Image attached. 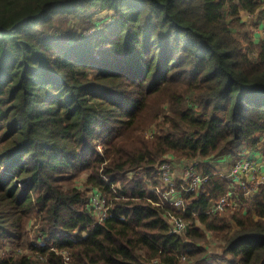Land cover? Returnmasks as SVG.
Instances as JSON below:
<instances>
[{
	"label": "trees",
	"instance_id": "obj_1",
	"mask_svg": "<svg viewBox=\"0 0 264 264\" xmlns=\"http://www.w3.org/2000/svg\"><path fill=\"white\" fill-rule=\"evenodd\" d=\"M105 11L112 23L73 44L42 30ZM261 22L264 0H0V264H202L209 234L224 264H264V186L252 211L205 214L229 189L213 162L264 147ZM168 156L206 178L186 212L149 189Z\"/></svg>",
	"mask_w": 264,
	"mask_h": 264
},
{
	"label": "built area",
	"instance_id": "obj_2",
	"mask_svg": "<svg viewBox=\"0 0 264 264\" xmlns=\"http://www.w3.org/2000/svg\"><path fill=\"white\" fill-rule=\"evenodd\" d=\"M247 15V14H246ZM251 18L250 16H247ZM247 19V18H246ZM154 132V131H153ZM101 152V147H97ZM251 156H244L231 161V166L223 173V179L229 182L230 187L226 194H223L219 199L211 200L205 214L209 217H216V215L224 212L227 208L236 207L238 200L247 201L248 197L255 198V192L260 187L264 186V162L250 158ZM198 163L193 164L186 162L175 161L171 156H168L163 161L159 168V186H150L151 192H154L158 204L162 207L173 208L178 212H186L188 193L197 192L206 178L197 172ZM221 174V173H219ZM233 184V185H232ZM254 186V188H249ZM90 206L92 208L93 216L98 223L103 222L109 216L108 208L102 194L95 189L88 193ZM167 209V208H166ZM225 210V211H226ZM164 218L169 226V232L172 235L183 237L188 228V222L181 216L174 212L166 211ZM43 232L39 235H42ZM40 236H35L37 245L41 243ZM13 250L0 252V256L8 255ZM64 259L68 261V255L64 254ZM182 260L185 256L181 257ZM152 264H159L153 262Z\"/></svg>",
	"mask_w": 264,
	"mask_h": 264
},
{
	"label": "rangeland",
	"instance_id": "obj_3",
	"mask_svg": "<svg viewBox=\"0 0 264 264\" xmlns=\"http://www.w3.org/2000/svg\"><path fill=\"white\" fill-rule=\"evenodd\" d=\"M112 17H113L112 13L105 11V12H102V13L94 16L91 22H82L81 23L80 19H76V18L73 19L72 17H70L69 15H66V14H57L52 18L50 26L48 25V26L42 28V30L45 31L46 34L48 33L51 35H56L63 43L73 44V43H75V41L79 37H81V35L93 34L99 28H101L103 26H107L110 23H112ZM242 19H243V21L248 20L249 23L255 20L254 17L248 18L246 14L242 15ZM249 28L251 29L253 36L256 35V37L254 36V38H256V39H258L260 37V35L261 36L264 35V23L263 22H261V24L257 28H255L253 26H251ZM258 34H259V36H257ZM153 131H154V128H151L145 132V135L147 137H151V133ZM232 154L234 156V160H236L237 158L249 156V155L251 156L250 158L254 159V156H253V154H250L249 149H242L239 152L234 151ZM230 166H231V163L228 165V167H230ZM224 172H225V170H219V171H217L216 175L219 176L220 178H223ZM219 173H221V174H219ZM135 175L136 174H130L129 177L132 178ZM82 178H84V177H82ZM229 187H230V184H229ZM249 188L252 189V188H254V186H249ZM258 192L259 191L257 189V191L255 192V195H257ZM236 205H237L236 207L227 208V210L225 209L226 211L224 210V212L216 215V217L228 218L227 214H228V212H232V210L247 209L248 211H250V210L252 211L253 207H254L253 198L251 196H249L247 201L240 199V200H238V203ZM229 209H231V210H229ZM247 210H244V211H247ZM31 218L32 219H30L29 222H27V224H26L27 225L26 229H27V233L29 234V237H31V240L35 241V236H40V238H41V236L43 235V234L39 235L43 228L41 227V225L37 219V216H33ZM209 218H212V217H209ZM209 241H210V245H208V248H207L208 254L206 255L205 259L203 260L204 262H202V264H218L217 261H220V259H221L220 253L222 252L219 249L220 248L219 242L216 240L214 235H211V234H209ZM10 249H11V247L7 245L4 247V249H2V251L6 252ZM2 251H0V252H2ZM220 264H224V263H222L220 261Z\"/></svg>",
	"mask_w": 264,
	"mask_h": 264
},
{
	"label": "crops",
	"instance_id": "obj_4",
	"mask_svg": "<svg viewBox=\"0 0 264 264\" xmlns=\"http://www.w3.org/2000/svg\"><path fill=\"white\" fill-rule=\"evenodd\" d=\"M250 154H253L255 160L264 162V147H263V144L261 143L260 145H258V147L255 150H250ZM233 159H234L233 154L232 155H227L223 159L213 162L212 165H214V167L217 169V171H219V170H227L228 165L231 163V161ZM244 210H247V209H244ZM207 254H208V252H207ZM220 257H221L220 261L222 263H224L222 261V257H223L222 256V252L220 253ZM220 261H217L218 264H220Z\"/></svg>",
	"mask_w": 264,
	"mask_h": 264
}]
</instances>
